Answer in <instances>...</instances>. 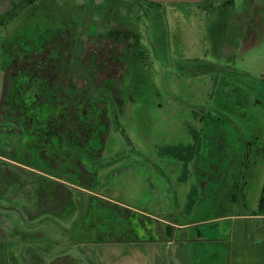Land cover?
<instances>
[{"label":"rangeland","instance_id":"374dc122","mask_svg":"<svg viewBox=\"0 0 264 264\" xmlns=\"http://www.w3.org/2000/svg\"><path fill=\"white\" fill-rule=\"evenodd\" d=\"M20 1L0 0V20ZM228 1L40 0L0 26V106L20 65L6 47L23 34L38 51L61 33L65 61L71 42L97 94L109 88L87 105L69 98V134L82 106L106 111L101 153L76 165L92 178L67 180L91 190L63 183L85 191L88 213L35 211L24 231L2 212L0 264H264V0ZM190 128L198 147L183 162L166 148L195 143Z\"/></svg>","mask_w":264,"mask_h":264},{"label":"trees","instance_id":"16d2710c","mask_svg":"<svg viewBox=\"0 0 264 264\" xmlns=\"http://www.w3.org/2000/svg\"><path fill=\"white\" fill-rule=\"evenodd\" d=\"M36 1L40 0H21L18 4H14L7 15L0 20V26L12 21L17 13ZM69 28L65 37L74 35V31ZM109 34L117 37L122 35L121 31H110ZM56 37L57 43H50ZM61 37H64L61 33H50L43 41L41 49L37 51L30 47L32 43L23 34L18 39L10 41L6 47L8 57L19 59L20 65L16 66L17 69L13 73L9 75L7 73L9 90L0 106V132L3 133V135L0 133V214L4 212L14 216L16 225L21 226L24 231L32 229L30 218L27 216L29 213L34 215L36 211L34 218H41L42 215L49 213L62 215L59 213L61 211L67 214L75 207L82 212L83 207L85 209L87 204L90 205V203L83 204L85 199L88 200L83 189L82 192L79 191L80 189L77 191L68 189L63 183L85 189L84 186L77 185L76 180L72 179L71 184L67 183L69 182L67 180H70V176L77 180L91 177L85 176L76 165H83L80 159L82 155H84L83 159L95 161L98 158L105 135L99 138L100 134L94 135V133L99 129L105 134L108 129L106 126H100L103 117H106L105 109L98 113L94 105L89 104L91 107L87 110L85 106L81 107L82 116L79 120L82 123L81 131L78 130L76 135L69 134V131H72L70 123H67L71 107L69 98L76 95L86 97L87 105L89 101L96 102V98L100 96L108 99L106 89L109 88L105 87L106 89L97 94L98 89L94 86L96 79L92 78L94 70L83 62L75 50L71 51L73 47L71 42L66 44L65 61L62 57ZM77 43L79 44V40ZM24 45H28L29 49H24ZM64 63H66V73L55 67ZM77 74L85 78L87 83L84 86L77 85ZM58 90H64L66 101L62 102V99L58 98ZM118 103H121L120 99ZM190 132L195 143L168 146L166 152L183 162L190 161L199 142L198 133L191 128ZM15 134L18 135L16 146L6 147L8 141L12 140L9 136ZM91 185L92 183L90 187ZM60 187L65 190L64 197H61L64 207L57 204L61 202H58ZM18 192L24 193L27 198L12 200L11 196L18 195ZM262 192L264 194V186ZM77 198L79 199L76 200ZM27 203H31V208ZM50 204L53 207H50ZM88 211L87 207L85 213ZM75 222L76 227H79L80 222L81 225L84 223L83 220H75ZM11 244V241H7L4 245L6 253ZM3 253L8 261L9 257L5 252ZM76 261L80 264L78 259Z\"/></svg>","mask_w":264,"mask_h":264},{"label":"water","instance_id":"95a60500","mask_svg":"<svg viewBox=\"0 0 264 264\" xmlns=\"http://www.w3.org/2000/svg\"><path fill=\"white\" fill-rule=\"evenodd\" d=\"M151 2H200L206 0H148Z\"/></svg>","mask_w":264,"mask_h":264}]
</instances>
